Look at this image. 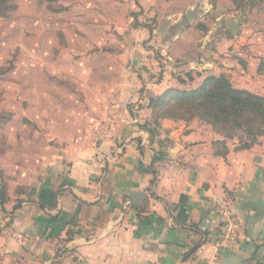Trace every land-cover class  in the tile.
I'll list each match as a JSON object with an SVG mask.
<instances>
[{
  "label": "crops",
  "instance_id": "1",
  "mask_svg": "<svg viewBox=\"0 0 264 264\" xmlns=\"http://www.w3.org/2000/svg\"><path fill=\"white\" fill-rule=\"evenodd\" d=\"M190 1L196 0L176 7L173 29L184 32L172 43H160L165 35L158 34L148 50L159 49L165 62L183 58V69L196 73L190 79L196 89L219 75L206 72L214 69L211 60L189 57L190 38L206 24L204 42H210L216 23L211 28L209 9L202 14ZM142 49L134 46L133 60L145 51L141 62L153 65ZM168 79H144L143 94L128 91L126 80L100 96L89 120L93 131L105 126L112 135L104 141L79 136L68 152L42 166L28 200L11 210L4 202L0 264H226L228 258L264 264V137L237 151L230 142L220 148L225 139L198 119L155 123L145 97L182 90ZM229 218L238 226V241L223 249Z\"/></svg>",
  "mask_w": 264,
  "mask_h": 264
},
{
  "label": "rangeland",
  "instance_id": "2",
  "mask_svg": "<svg viewBox=\"0 0 264 264\" xmlns=\"http://www.w3.org/2000/svg\"><path fill=\"white\" fill-rule=\"evenodd\" d=\"M180 1L11 0L14 9L0 11L1 219L4 202L11 210L28 200L34 189L30 183L42 166L68 152L79 136H96L89 119L100 96L120 90L126 80L128 91L134 87L143 94L144 79L157 82L165 76L168 85L175 78L174 85L182 90L193 89L190 79L196 73L183 69V58L165 62L159 49L148 50L158 34L165 35L160 43H172L184 32L182 27L173 29ZM190 3L202 14L209 9L208 25L216 23V28L205 43L206 24L205 33L196 26L200 34L190 38L194 50L189 57L201 64L211 60L214 69L206 72L224 75L235 88L264 97V74L259 73L264 62V0H250L245 10H237L229 0ZM214 8L219 15L209 12ZM181 16L186 20L185 13ZM230 21L239 22L235 34L227 27ZM221 41L223 49H218ZM137 43L149 51L153 65L141 62L145 51L133 60ZM133 77L140 82L134 84ZM150 97H145L148 103ZM227 142L235 149L240 146L238 138Z\"/></svg>",
  "mask_w": 264,
  "mask_h": 264
},
{
  "label": "trees",
  "instance_id": "3",
  "mask_svg": "<svg viewBox=\"0 0 264 264\" xmlns=\"http://www.w3.org/2000/svg\"><path fill=\"white\" fill-rule=\"evenodd\" d=\"M249 1L231 0L237 10H245ZM12 9L11 0H0L2 14ZM259 73L264 74V62ZM150 107L155 123L164 119L185 122L198 119L225 141L238 138L237 151L252 149L264 137V97L235 88L224 75L208 76L193 90L168 89L161 96L150 97Z\"/></svg>",
  "mask_w": 264,
  "mask_h": 264
},
{
  "label": "built area",
  "instance_id": "4",
  "mask_svg": "<svg viewBox=\"0 0 264 264\" xmlns=\"http://www.w3.org/2000/svg\"><path fill=\"white\" fill-rule=\"evenodd\" d=\"M96 135V139L98 141H104L112 135V131L108 129V127L101 126L96 128L94 131ZM238 226L233 222L231 218L227 220L226 228L223 230L220 240V246L223 249H231L233 248L238 241L237 235Z\"/></svg>",
  "mask_w": 264,
  "mask_h": 264
},
{
  "label": "water",
  "instance_id": "5",
  "mask_svg": "<svg viewBox=\"0 0 264 264\" xmlns=\"http://www.w3.org/2000/svg\"><path fill=\"white\" fill-rule=\"evenodd\" d=\"M188 17H190L191 18V12H189L188 13ZM238 21H230L229 23H228V27H229V29H230V31L233 33V34H235V33H237V31H238V29H239V26H238ZM235 261V259H227L226 260V264H232L233 262Z\"/></svg>",
  "mask_w": 264,
  "mask_h": 264
}]
</instances>
